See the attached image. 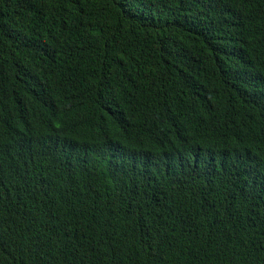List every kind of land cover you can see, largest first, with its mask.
I'll return each mask as SVG.
<instances>
[{
    "label": "trees",
    "instance_id": "1",
    "mask_svg": "<svg viewBox=\"0 0 264 264\" xmlns=\"http://www.w3.org/2000/svg\"><path fill=\"white\" fill-rule=\"evenodd\" d=\"M0 264H264V0H0Z\"/></svg>",
    "mask_w": 264,
    "mask_h": 264
}]
</instances>
